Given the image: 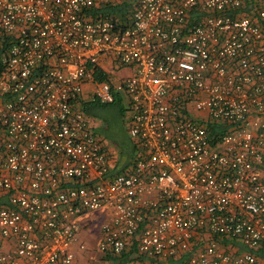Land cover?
I'll list each match as a JSON object with an SVG mask.
<instances>
[{
    "label": "built area",
    "instance_id": "2783aa9c",
    "mask_svg": "<svg viewBox=\"0 0 264 264\" xmlns=\"http://www.w3.org/2000/svg\"><path fill=\"white\" fill-rule=\"evenodd\" d=\"M123 95L119 167L85 106ZM94 215L128 264H264V0H0V264H73Z\"/></svg>",
    "mask_w": 264,
    "mask_h": 264
},
{
    "label": "rangeland",
    "instance_id": "374dc122",
    "mask_svg": "<svg viewBox=\"0 0 264 264\" xmlns=\"http://www.w3.org/2000/svg\"><path fill=\"white\" fill-rule=\"evenodd\" d=\"M124 70L122 71L123 73H125ZM120 104L121 106L119 104L97 106L96 110L90 114V118L97 125V128L100 129L102 135L106 137L113 157L117 160L118 166L122 167L128 165L132 158H134V143L128 134V117L130 113L125 95H123ZM122 108H124L123 111L121 110ZM94 222L97 223V219ZM83 232L86 233V235L84 234L85 237L82 238L87 242L88 252L85 253L82 263L104 264L103 255L98 251L96 246L99 237L98 225L90 228L85 227ZM236 243L237 245H241L239 242Z\"/></svg>",
    "mask_w": 264,
    "mask_h": 264
},
{
    "label": "trees",
    "instance_id": "16d2710c",
    "mask_svg": "<svg viewBox=\"0 0 264 264\" xmlns=\"http://www.w3.org/2000/svg\"><path fill=\"white\" fill-rule=\"evenodd\" d=\"M132 4H127L124 3L122 5H117L115 3L112 2H106V3H100L98 6L95 7H91L90 9L87 10V13L92 17V18H98L99 16H109L111 17L115 22L119 23L120 27H124L126 26V22H127V17H128V13L129 10L131 9ZM95 78L98 80H101L103 78H105L104 75L100 74V72H96L95 74ZM122 99L120 97H117V99L115 100V102L111 103V104H120V101ZM99 105H95V104H90V105H86L85 106V110L86 112H88V114H92L93 111H95L96 107ZM102 106V105H100ZM124 108H122L121 110L123 111ZM134 249H126L121 253V256L119 257H115L111 254H106L103 257V260H107L109 262V264H128V260H130L129 255L131 253H133ZM256 254H258L259 256H264V250L261 251H255ZM128 262V263H127Z\"/></svg>",
    "mask_w": 264,
    "mask_h": 264
},
{
    "label": "crops",
    "instance_id": "0c3cea01",
    "mask_svg": "<svg viewBox=\"0 0 264 264\" xmlns=\"http://www.w3.org/2000/svg\"><path fill=\"white\" fill-rule=\"evenodd\" d=\"M125 72H129V70L127 69H125L124 70ZM96 131L97 132H99V133H101L100 132V129L99 128H97L96 127ZM102 134V133H101ZM103 136V135H102ZM104 138L106 139V137L104 136ZM107 140V139H106ZM96 215H94L91 219H89L88 221H87V225H86V227L87 228H90V227H95L96 225H98L97 223H95L94 221L96 220ZM98 220H99V218H98ZM98 230H99V228H98ZM86 235V233L85 232H82V234H81V237H85V235ZM99 235H100V233H98ZM92 236V235H91ZM83 239V238H82ZM84 240V239H83ZM84 242L86 243V246H87V248L85 249V251H82V250H79V249H77V247L76 246H74L73 247V249H74V253H75V258H74V262H73V264H83L82 263V261H83V259H84V257H85V253H87L88 251V245H87V242L84 240ZM104 257V256H103ZM134 260H128V262L129 263H131V262H133ZM179 260H176V259H174V261L173 260H171L169 263H167V264H179V262H178ZM127 262V263H128ZM143 262H144V260H143ZM104 264H109V262L107 261V260H104ZM143 264H146V263H143Z\"/></svg>",
    "mask_w": 264,
    "mask_h": 264
}]
</instances>
